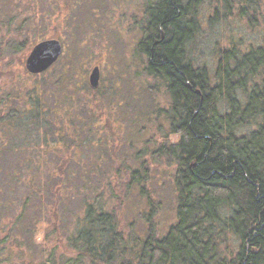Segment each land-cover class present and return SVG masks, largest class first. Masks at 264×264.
Here are the masks:
<instances>
[{
  "label": "trees",
  "instance_id": "trees-1",
  "mask_svg": "<svg viewBox=\"0 0 264 264\" xmlns=\"http://www.w3.org/2000/svg\"><path fill=\"white\" fill-rule=\"evenodd\" d=\"M65 1L67 8L56 18L71 37ZM210 1L216 3L210 24L233 17L262 33L257 45L237 40L219 50L213 83L206 68L193 65L186 54V45L200 29L198 8L204 0H152L136 47L147 59V75L160 81L169 99L163 110L169 132L157 154L177 164L174 223L161 237L154 235L153 226L144 238L123 236L113 213L105 211L97 197L89 202L84 196L83 214L66 241L74 254L37 261L26 225L31 222L28 211L43 214L45 207L52 217L56 209L58 214L71 189L76 196L81 189L77 185H85L80 177L83 162L80 167L79 159H73L71 167L80 175L76 184L68 174L56 181L43 177L40 161L20 163L11 156L8 166L0 164V264H264V0ZM12 3L0 0V58L21 52L33 31L29 25L25 33L18 30L24 37L20 40L6 36L3 30L16 22V16L7 13ZM40 15L46 26L48 15ZM58 41L64 49L65 40ZM69 62L62 72L67 75L51 83L55 88L35 87L27 105L17 107L9 97L8 103H0V155L38 160L58 149V154H76L89 133L87 129L84 134L86 122L79 125V119L91 111L87 102L77 103V95L97 89L85 76L83 85L75 83L73 58ZM172 136L178 137L175 143L169 142ZM91 147L98 148L94 143ZM24 169H30L28 176L21 175Z\"/></svg>",
  "mask_w": 264,
  "mask_h": 264
},
{
  "label": "rangeland",
  "instance_id": "rangeland-1",
  "mask_svg": "<svg viewBox=\"0 0 264 264\" xmlns=\"http://www.w3.org/2000/svg\"><path fill=\"white\" fill-rule=\"evenodd\" d=\"M151 2L68 0L71 37L59 23L60 19L56 18L67 8L65 0H13L7 8V13L16 16L15 24L3 30L4 33L7 30L5 34L11 41L24 38L18 30L25 33L31 25L33 31L27 34L28 41L21 52L7 53L0 58V103L7 102L9 97L17 107L27 105V96L35 87L40 91L50 90L54 80L67 75L62 72L72 58L77 76L75 83L80 86L84 76L88 82L92 71L99 69V90L87 93L88 83V91L77 95V103L87 102L91 111L90 115L82 114L79 119V125L86 122L82 124L86 127L84 134L87 129L89 133L81 138L76 154L66 150L58 154V149L56 153L43 155L38 160L33 156L24 160L22 156L0 155L3 167L8 166L13 158L20 163L40 161L45 169L41 173L43 177L51 176L56 181L61 174H68L69 180L76 184L80 175L71 167L73 159H79L76 164L80 167L83 162L84 174L80 177L85 187L79 183L77 186L81 189L76 196H73V188L69 196L64 192L70 200L61 201L58 214L56 209V215L52 217L45 207L43 214L28 211L31 222L26 225L32 232V251H35L37 261L50 255H55L58 260L74 254L67 249L66 241L72 234L75 220L83 214L84 205L80 201L84 196L89 202H95L97 197L103 209L113 213L123 236L144 238L147 229L153 226L154 235L161 237L175 221L174 175L177 164L157 154L162 143L160 140L164 133L169 132L163 113L169 99L160 81L147 75V59L136 48L143 38L142 29L147 21L145 11ZM215 5L213 1L204 0L199 6L200 29L186 45L187 57L193 65L206 68L212 83L219 50L229 49L230 42L237 40L246 45H257L262 35L260 29L250 30L244 21L233 17L219 18L215 24H210L208 19ZM41 12L48 15L45 17L46 26ZM41 38L65 40L66 54L44 74H26L25 62L33 48L30 45ZM0 114V119H3L1 109ZM177 138L172 136L169 142L175 143ZM91 143L96 144L98 150L91 147ZM29 171L24 169L21 175L28 176L25 172ZM69 186L65 185L66 191H69ZM59 216L64 219L63 224Z\"/></svg>",
  "mask_w": 264,
  "mask_h": 264
},
{
  "label": "water",
  "instance_id": "water-1",
  "mask_svg": "<svg viewBox=\"0 0 264 264\" xmlns=\"http://www.w3.org/2000/svg\"><path fill=\"white\" fill-rule=\"evenodd\" d=\"M26 59V69L31 75H40L51 68L52 65L61 57L62 44L58 40H46L39 42L29 52ZM89 78V83L92 87H96L98 72L95 68Z\"/></svg>",
  "mask_w": 264,
  "mask_h": 264
},
{
  "label": "flooded vegetation",
  "instance_id": "flooded-vegetation-1",
  "mask_svg": "<svg viewBox=\"0 0 264 264\" xmlns=\"http://www.w3.org/2000/svg\"><path fill=\"white\" fill-rule=\"evenodd\" d=\"M155 44H156V43H155ZM62 50H63V46H62ZM63 52H64V51H63ZM62 54H63V53H62ZM60 58H61V57H60ZM60 58H59V59H60ZM59 59H58V60H59ZM58 60H57V61H58ZM57 61H56V62H57ZM56 62H55V64H56ZM55 64H54V65H55ZM54 65H52L51 67H53ZM50 69H51V68H50ZM50 69H49V70H50ZM49 70H47V71H49ZM94 70H95V69H94ZM94 70H93V71H94ZM47 71H46V72H47ZM97 72H99L98 67H97ZM92 73H93V72H92ZM97 83H98V84L96 85L95 90H96V89L99 90V88H100V84H99V82H97Z\"/></svg>",
  "mask_w": 264,
  "mask_h": 264
}]
</instances>
